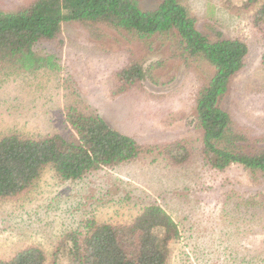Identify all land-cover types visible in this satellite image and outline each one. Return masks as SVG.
<instances>
[{"label":"trees","instance_id":"obj_1","mask_svg":"<svg viewBox=\"0 0 264 264\" xmlns=\"http://www.w3.org/2000/svg\"><path fill=\"white\" fill-rule=\"evenodd\" d=\"M244 5L253 7L250 23L259 32L264 71V0H246ZM68 24L82 27L92 39L112 38L120 45L125 61L110 73L112 97L143 82L168 84L175 74L163 72L164 67L181 63L197 81L189 123L197 134L193 142L199 140L200 160L215 172L241 166L251 185L243 204H260L256 199L264 197V118L254 119L260 125L246 120L247 115L243 121L236 119L232 98L225 106L233 78L245 66L248 48L242 40L202 30L181 0H160L149 9L137 0H31L8 10L0 7V72L64 73L61 31ZM161 49L163 55L145 59V54ZM63 115L59 130L50 134L0 136V202L31 191L45 168L60 183H77L145 154L182 165L193 152L182 139L141 143L77 102ZM175 116L167 111L164 121L173 123ZM147 198L128 224L112 225L84 215L58 237L50 253L28 244L0 264H169L180 230L156 200Z\"/></svg>","mask_w":264,"mask_h":264},{"label":"rangeland","instance_id":"obj_2","mask_svg":"<svg viewBox=\"0 0 264 264\" xmlns=\"http://www.w3.org/2000/svg\"><path fill=\"white\" fill-rule=\"evenodd\" d=\"M29 1L0 0V7L8 10ZM137 1L144 9L160 2ZM245 1L181 3L202 30L219 31L247 45L244 69L234 76L225 106L234 99L231 105L236 119L243 121L247 115L246 120L260 125L254 119L264 118L261 45L259 32L250 23L253 7L245 6ZM61 38L64 73L0 72V136L14 132L35 137L56 132L65 108L77 102L97 110L111 128L141 143L182 139L193 152L182 165L168 164L155 153L145 154L115 169L94 172L77 183H60L49 169H43L31 191L0 202V259L9 258L28 244L50 253L58 237L84 215L112 225L128 224L149 197L163 207L180 230L169 264H248L244 260L264 264V197L256 199L261 205L243 204L251 185L241 166L215 172L203 165L196 148L199 140L193 142L197 134L189 123L197 81L181 63L164 67L163 72L175 74L168 84L143 82L112 97L110 73L125 61L116 39H92L74 24L62 27ZM163 53V49L148 53L145 59H156ZM167 111L178 119L164 121Z\"/></svg>","mask_w":264,"mask_h":264}]
</instances>
